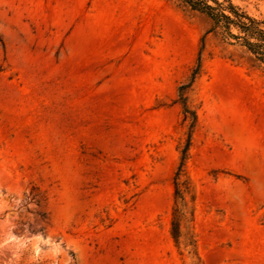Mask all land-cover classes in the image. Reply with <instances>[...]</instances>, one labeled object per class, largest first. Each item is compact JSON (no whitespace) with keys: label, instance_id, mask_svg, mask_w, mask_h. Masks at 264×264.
<instances>
[{"label":"rangeland","instance_id":"obj_1","mask_svg":"<svg viewBox=\"0 0 264 264\" xmlns=\"http://www.w3.org/2000/svg\"><path fill=\"white\" fill-rule=\"evenodd\" d=\"M0 264H264V65L183 0H0Z\"/></svg>","mask_w":264,"mask_h":264},{"label":"trees","instance_id":"obj_2","mask_svg":"<svg viewBox=\"0 0 264 264\" xmlns=\"http://www.w3.org/2000/svg\"><path fill=\"white\" fill-rule=\"evenodd\" d=\"M183 1L191 8L206 13L211 18L215 29H219L221 34H226L235 39L236 42L245 47L257 61L264 65L263 20L250 16L240 7L234 5L230 0H227V3L219 0H211L213 4H209L207 0ZM233 30H235V32H233ZM184 110L185 117H187L186 114L190 111L186 106H184ZM193 115L194 114H192V116ZM183 158L184 154L181 156L180 165L174 176L175 202L172 210L170 232L175 242H178L181 236V221L185 216V209L187 207L186 193H188L189 190L186 181L180 179Z\"/></svg>","mask_w":264,"mask_h":264}]
</instances>
